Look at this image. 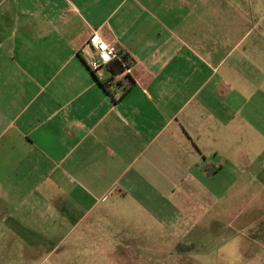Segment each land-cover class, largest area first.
Listing matches in <instances>:
<instances>
[{"label": "crops", "instance_id": "1", "mask_svg": "<svg viewBox=\"0 0 264 264\" xmlns=\"http://www.w3.org/2000/svg\"><path fill=\"white\" fill-rule=\"evenodd\" d=\"M221 234L264 264V0H0V264H213Z\"/></svg>", "mask_w": 264, "mask_h": 264}, {"label": "built area", "instance_id": "2", "mask_svg": "<svg viewBox=\"0 0 264 264\" xmlns=\"http://www.w3.org/2000/svg\"><path fill=\"white\" fill-rule=\"evenodd\" d=\"M85 47L91 50L85 53L84 59L98 78L103 76L107 64L120 54L128 57L125 64H129V67L122 73L123 77L130 73L135 65L134 60L125 51H120L115 43H107L97 33L89 37Z\"/></svg>", "mask_w": 264, "mask_h": 264}, {"label": "rangeland", "instance_id": "3", "mask_svg": "<svg viewBox=\"0 0 264 264\" xmlns=\"http://www.w3.org/2000/svg\"><path fill=\"white\" fill-rule=\"evenodd\" d=\"M263 146L262 144H258ZM255 161V160H254ZM229 234H221L218 236L216 250L211 251L212 257L209 263L212 261L213 264H253L252 261L245 263L243 259V250H240V244L238 242H231L229 245H225L226 237ZM59 250L57 253H65L68 249L69 244L73 242H84L83 238H88V235L81 234H68L61 233L57 235ZM57 257V254L55 255ZM255 264V263H254Z\"/></svg>", "mask_w": 264, "mask_h": 264}, {"label": "trees", "instance_id": "4", "mask_svg": "<svg viewBox=\"0 0 264 264\" xmlns=\"http://www.w3.org/2000/svg\"><path fill=\"white\" fill-rule=\"evenodd\" d=\"M127 58L126 55L120 54L117 58L107 64L106 69L113 78L122 74L129 67V64H125Z\"/></svg>", "mask_w": 264, "mask_h": 264}]
</instances>
